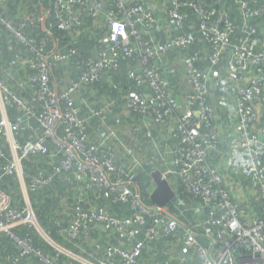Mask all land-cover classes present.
<instances>
[{"label":"built area","instance_id":"1","mask_svg":"<svg viewBox=\"0 0 264 264\" xmlns=\"http://www.w3.org/2000/svg\"><path fill=\"white\" fill-rule=\"evenodd\" d=\"M7 1L0 0V7ZM107 1L110 2L109 7L103 0H54L45 12L22 13L16 23L0 14V21L5 28L32 52L29 67L33 72L27 79L20 80L18 85L22 88L25 85L31 87L36 102L43 105L42 111L36 113L0 81L1 107L15 101L25 108V119L13 123L4 119L0 123V139H6L11 150L7 155L4 144H0V182L5 175L17 176L23 181V160L30 154L47 152L45 142L50 138L62 151V158L52 166L50 174L41 171L30 178L27 186L22 182L23 187L31 192L36 191L52 184L56 175L75 166L79 176L85 179V188L107 187L115 193L114 201L130 202L133 210L129 216L119 217L105 207L91 211L80 208L73 214L69 225L60 228L61 236L69 241H78L91 229L98 227L117 235L124 242L123 246L107 242L102 258L94 264H136L142 249L150 240L161 234L175 233L179 228L182 229L181 241L197 251L201 264H264V167L260 162V132L256 128L254 116L255 102H264V39L259 51H256V39H252L249 46L243 45L228 67V79L237 81L234 75L238 68L249 67V63L243 61L244 57L252 56L253 63L257 64L256 72L248 75L237 86L234 131L244 151L242 176L255 181L259 189L232 190L225 175L227 165L216 164L208 156L218 149L220 143L219 135L211 125L215 108L209 103L208 83L215 73L213 66L218 63L232 31V23L226 13L200 0H167L164 6L169 28L167 36L161 38L156 33L161 30L160 24L164 17L163 20L158 18L153 8L159 0H147V3L145 0ZM242 9L248 17L246 2H242ZM80 12L87 18L102 17L107 43L98 50L97 56L83 57L77 49L63 47L64 37L53 31L54 28L65 32L74 28L85 29L87 25ZM49 13L53 14L54 23L45 25L44 20ZM188 18L195 21V28L193 22V25L186 22ZM28 25L41 28L39 38L25 32ZM248 29L250 34L255 32L251 25H248ZM198 31L205 33L212 47L209 65L199 67L200 51L184 60L185 79L190 92L185 97L183 110L178 112V106L170 98L168 81L159 73L155 61L169 51L188 49L194 42L193 34ZM121 56L137 60L127 75L143 88L136 96H126V112L138 114L144 124L151 121L165 125L171 120L175 121L179 143L174 147L167 143L154 144L156 149L162 150L160 159L164 170L160 171L170 185L171 176L179 177L184 192L198 199L196 215L201 217L207 212L206 219L186 224L166 206L145 204L139 192L131 189L132 183L128 178L141 166L137 154L126 151L130 163L124 170V166L117 163L110 142L116 137L114 131L99 141L89 139L88 120L80 114L75 96L82 88L91 87L102 79L109 70L116 69ZM76 59H80L82 64L78 77L65 89L59 92L53 90L50 83L54 69L60 63L71 62L74 65ZM108 107L109 104L93 112L99 115ZM33 117L43 127V134L36 141L19 143L13 135L25 121ZM59 127L63 129L62 137L57 135ZM261 131L264 133V127ZM123 172L125 177L111 179L112 174ZM252 199L263 202L261 214L257 217H251L247 211ZM209 224L218 228L215 236L208 231ZM18 225H36L34 207L28 198H24L21 207H14L11 195L0 186V232L9 234L20 248L19 256L14 257L10 264H19L21 257L30 254L39 255L45 264H54L51 259L41 255L29 239L20 238L14 233V227ZM201 236L209 240L208 246L201 244Z\"/></svg>","mask_w":264,"mask_h":264},{"label":"crops","instance_id":"2","mask_svg":"<svg viewBox=\"0 0 264 264\" xmlns=\"http://www.w3.org/2000/svg\"><path fill=\"white\" fill-rule=\"evenodd\" d=\"M106 2L107 7L110 6V2L107 0H103ZM157 5H153L154 11L158 18L160 17L164 21L160 24L161 31L157 32L156 35L158 37L164 38L166 37L167 29L169 28V20L165 14V6L167 4V0H159ZM202 1V0H200ZM54 0H49L43 2V0H8L5 4L0 7V14L5 17L6 19L11 20L13 23L17 22V18L22 13H26L28 11H35L45 12L46 9H49L53 5ZM147 3V0H145ZM203 2V1H202ZM42 7V8H41ZM41 8V9H40ZM81 16H83V12H80ZM52 19H51V18ZM86 28L85 29H72L69 33V36L72 39L79 38L83 31H90L91 37L93 34L98 30H104V25L102 24V17L99 19H92L83 16ZM54 20L53 14L49 13L44 20L45 25H49L50 21ZM25 32L29 35L39 36L41 35V28L34 27L28 25L25 29ZM107 36V32L105 33ZM105 36V37H106ZM0 39H3V47L2 52L0 53V81L9 87L19 99H21L22 103L29 107V109L36 111L35 109H41L43 105L41 103L35 102V98L33 95V90L28 85H25V88H22L18 85L20 80L27 79L31 73L33 72L32 69L29 67V61L32 58V52L30 49L22 44L21 42L17 41L16 38L10 33L4 26V24L0 21ZM103 40H99L100 45H96L93 50H91L90 56L94 57L98 55V50L100 47L103 46ZM2 45V44H1ZM8 53H6V51ZM183 51V50H181ZM5 52V53H4ZM84 53V52H82ZM6 59H12V63H8ZM186 57L182 58V61ZM175 58H168L166 69L168 72L165 73L164 77L168 81V87L170 89V98L172 102L178 106L177 111H182L184 108L185 97L190 92V87L188 86L186 79H185V66L184 70V77L182 82L176 83L175 79H173V75L171 72V67L175 64ZM159 61H157L158 63ZM201 62H199L200 64ZM61 69V73L59 74V70L54 69L51 77L50 86L53 90L59 92L67 85L71 83L74 79H76L80 73V69L82 64L80 59H76L73 61V64L70 62L69 64L64 63ZM159 64V63H158ZM203 67V66H202ZM127 71V70H126ZM68 76V77H66ZM133 81V80H132ZM134 82V81H133ZM135 83V82H134ZM114 86V82L108 76H103L101 81H99L98 85H94L91 87L82 88L75 96V100L81 109V115L88 120V135L91 141H99L104 137H107L111 131H114L116 137L111 139V145L116 153V160L118 163H121L125 166L129 165V159L127 152H135L137 154V158L141 161V166L143 165H154L157 166L155 169L164 170V167L161 165V152L162 150L156 149L154 144L155 143H167V145L174 147L179 143L178 135L175 131V121L171 120L165 125H157L152 123L151 121L144 124L140 117L135 115H130L126 112L124 102L126 96L130 95V92L125 88H117L114 94L110 93V88ZM223 89L224 94H220L217 97L212 98L210 94V102L215 108V118L213 120V127L214 130L219 135L220 143L218 149L216 151H212L211 153V160L216 164H226L227 168L225 169L226 178L230 182V187L232 190H239L243 189L247 191L249 188H253L254 190H258V184L254 182V184L249 179H245L241 173V166L244 158V151L240 145V138H238L237 133L234 131V125L236 122V109H235V96L232 98L233 101V110H234V120L228 124L226 121H223L221 116L222 112L228 108L225 107L223 104H227V102L231 99H228V89L227 83H225ZM211 89V88H210ZM226 90V91H225ZM23 94V96H22ZM21 95V96H20ZM117 96H122V107L124 108L125 112L130 115L128 119L120 120L121 117L119 113L114 111V104L118 103ZM222 97H224V102L222 101ZM214 98H217V102ZM257 100V99H256ZM231 101V100H230ZM109 104L107 110L99 115L94 114V110L104 107L105 105ZM25 108L19 104L18 102L12 101L8 104H5L4 107H1L0 103V123L7 119V121L13 123L17 122L18 120L25 119ZM255 119H256V128L258 132H262V128L264 127V102L259 103L258 101L255 102ZM40 113V112H39ZM34 118V117H33ZM32 118V119H33ZM117 118V121L114 119ZM36 119V118H34ZM37 120V119H36ZM26 123L20 127V129L15 133L14 139L16 141H28L32 139H37L40 137V133L37 128L34 127L33 123L31 122V118ZM37 122H39L37 120ZM118 125L121 127L118 131L114 129V127ZM22 128L26 129V132H22ZM122 132L127 135H122ZM230 133V137L226 136L223 137V134ZM259 133V134H260ZM262 134V139L259 138L258 146L263 151L264 149V133ZM27 137V138H25ZM225 138V140H224ZM35 139V140H36ZM51 144H53L54 148H56L55 143L51 139ZM4 146L6 154L9 155L11 153L10 146L6 139H4ZM19 142V143H20ZM47 143V142H46ZM133 144V145H132ZM134 146V147H133ZM134 148V149H133ZM54 150H52L53 152ZM127 151V152H126ZM51 155V159L47 160L43 164L37 165L35 162L31 169L28 165H23L22 162V170H23V181H21L17 176H10L12 177L13 183L8 190H6L12 197V205L14 207H20L23 202L24 198H28L34 207V212L40 209V204L45 202L42 199L45 198L47 201L51 202L50 208L53 213L55 214L51 217L52 224L54 225L55 235H57V242L52 240L48 234L44 231V229L38 223V214L36 217V225L34 227L38 231V233L55 249L60 251V257L55 259V261L59 264H74L77 261L80 264H94L97 262L99 258H101V252L107 242H109V235L108 233L101 229V228H93L91 229L86 235L82 236L78 241H69L61 236L59 230L60 228L67 227L69 223L72 221L73 214L77 209L85 208V204H77L74 199L78 197V191L81 192L82 183L84 182V178H81L77 172L70 175L62 177V174L56 175L52 184L48 187L49 189L39 192V193H31V191L27 190L26 187H23L22 182L25 183V186L30 181V178L39 172L43 171L44 174H50L52 171V166L61 159V156H54ZM154 169V170H155ZM153 170V171H154ZM234 175V176H233ZM240 176V180L243 181L244 184H240L241 181H237L235 183V176ZM61 176V178H60ZM112 176V175H111ZM238 176V177H239ZM117 177V176H115ZM172 178V188L175 192L174 199L178 201L181 197L183 190L179 187L180 186V179L177 175L171 176ZM62 179V180H61ZM2 181V180H1ZM4 181V180H3ZM0 183V186L4 185V182ZM131 189L135 192H139V188L136 183L131 180ZM62 182V184H61ZM58 183L63 185H72L70 191H65L62 189L61 186H58ZM153 181L151 180L148 189L150 190ZM254 185V186H253ZM154 189V188H153ZM152 189V190H153ZM150 190V194L152 192ZM242 191V190H239ZM71 192V193H70ZM59 197L54 198V197ZM150 197V195H149ZM150 199V198H149ZM188 201L185 204V208L181 209L178 208L177 211L170 210L171 213L176 215L180 218L181 222L186 224L190 222H186L188 220V216L186 215L185 211L187 208L196 215L195 207L198 205V201L195 200ZM253 200V201H252ZM251 206L247 208L248 214L251 217H257L261 214V206L263 202L261 200L252 199ZM114 201V200H113ZM112 201V202H113ZM170 201V202H171ZM195 201V202H194ZM119 202V201H114ZM152 206H156L155 204H151ZM43 209V208H42ZM50 210V211H51ZM44 215V213L42 214ZM197 217V215H196ZM200 217V216H198ZM197 217V218H198ZM212 236H215V233H211ZM47 237V238H46ZM200 238H204L207 240V244L203 246H208L209 240L206 239L204 236ZM199 238V241H200ZM8 242V241H7ZM7 244V243H6ZM13 250V248H10ZM11 250H6L7 253L2 254L0 256V264H10V260L7 259V255L12 254ZM26 255L25 257L20 259L19 264H40L39 261L32 256ZM59 256V255H58ZM199 258L200 256L197 255ZM201 259V258H200ZM8 260V261H7ZM74 261V262H73Z\"/></svg>","mask_w":264,"mask_h":264},{"label":"trees","instance_id":"3","mask_svg":"<svg viewBox=\"0 0 264 264\" xmlns=\"http://www.w3.org/2000/svg\"><path fill=\"white\" fill-rule=\"evenodd\" d=\"M46 1H49V0H43V2H46ZM202 1L208 5H212L213 8H215L219 12L223 11L224 13H226L227 18L232 23V31L229 33V36H228V44L224 48V50L221 51V53L219 55L218 63L213 66L214 71H216V69H218L219 67L220 68L223 67L224 70L226 71V73L228 74V67H229L230 60L233 58V56L235 55L237 50L241 49L243 45L249 46L251 43L250 41L252 39H256L257 40L256 51H259V49H260L259 45L264 39V16H263L264 15V0H202ZM242 2L247 3V8H248V12H249L248 17L244 15V12H243L244 10L242 9ZM50 22H52V20ZM186 22L191 23V24L193 22V24H194V25L192 24L193 28L196 27L195 21H192L191 19L188 18L186 20ZM245 22H247V26L245 25ZM52 23H54V21ZM248 25H251L255 28L254 33H252V34L249 33ZM221 27H222V25H220V28ZM75 29L76 28H74V30ZM53 31L55 34L62 35V37H64V46L63 47L75 48L82 54L81 56H83V57H90L91 50L96 45L97 46L100 45L99 39H100V41L103 40L102 41L103 46L107 43V36L104 35V30L96 31L93 34V37H91L90 31H83L82 35L77 39H72L69 36L68 32L57 30L55 28L53 29ZM193 35H195L194 36V42L188 49L183 50V51H181L180 49H175V50L169 51V52L165 53L160 60H157V61H159L158 62L159 64L157 63V61H155L156 65L158 67V71L162 76H164L165 73L168 72L166 69L167 59L173 58L174 56H177L180 53L183 54L186 58H189V57H191V55L194 52L200 51L199 62H201V63L200 64L198 63L199 67H202V66L207 67L209 65V58L208 57L212 52V47H211L210 43L207 42V40L205 38V33L203 31H198L196 34H193ZM35 38L37 39L38 36H35ZM2 47H3V39H0V53L2 52V50H1ZM5 51H6V49H5ZM82 52H84V53H82ZM6 53H8V51H6ZM6 61H8V63L13 62L12 59H6ZM243 61L249 63L248 69H242L239 67L238 70L236 71L235 75H234V77H235V79H237V81L230 79V83H228V87H229L228 89H230V90L233 89L234 92H236L237 86L239 83L244 82V80L246 79V77L248 75H251V74L256 72L255 69L257 68V64L253 63V57L252 56L248 55V56L244 57ZM0 63H1V61H0ZM136 64H137L136 59L121 56L120 60H119L118 67L116 69H111L104 74V76H108L114 82V86L110 88L111 94H114L116 92L115 90L117 88H125L130 92V95H133V96H136L138 93H140L143 90L142 87L137 86L132 81V79H130L127 75V71L129 69H133ZM63 65L65 66L64 63H60L57 65V67H56L57 69H55V70L60 69L59 74L63 70V69H61ZM99 81H101V79ZM99 81L96 82L94 85H98ZM211 82L212 81L210 80V82L208 83L210 94H211V89H210L211 88ZM94 85H92V86H94ZM223 89H225V88H223ZM223 93H225V92H222L221 94H223ZM22 96H23V94H22ZM209 103L212 105V103L210 102V97H209ZM76 105L78 106L77 102H76ZM35 110H36L35 111L36 113H39L42 111L40 108L35 109ZM80 114H81V109H80ZM135 116L139 117L138 114H135ZM31 122L33 123L35 128H37V126H38V130L40 133L39 136H41L43 134V127L41 126V124L39 122H37V120L34 118L33 119L31 118ZM211 125H213V123ZM22 132L23 133L26 132V129L22 128ZM87 132H88V129H87ZM62 134H63V129L61 127H59L57 129V135L59 137H62ZM25 138H27V137H25ZM35 139H32V140L30 139L28 141H36L37 139L36 140ZM50 140H51L50 138H47V140H46L47 143L45 142V145L47 147V152H45V153L37 152V153H33V154L28 155L27 158H25L23 160V165H25V166L28 165L31 169H33L32 166L34 165L35 162L37 163V165L43 164L44 162H46L47 160L52 158L51 155L61 156V158H62V151L57 147L54 148V146H53V144H51ZM28 141L26 140L23 142H20V141L19 142L24 144ZM0 144H5L3 138L0 139ZM52 150H54V151L52 152ZM212 153L210 152L208 154L210 159H211ZM54 156H53V158H54ZM210 161H212V160H210ZM260 162H261L262 166L264 167V149H263L261 156H260ZM118 164H121V163H118ZM121 165H123V164H121ZM123 166H124V170H126L125 165H123ZM1 167H2V165L0 163V174L2 172ZM155 167H157V166H154L151 164L138 166L136 168L135 172L132 173L128 177L129 179L133 180L136 183V185L139 188V194H140L143 202L147 205L152 204L151 200L149 199V195H150L149 191L150 190L148 189V186L152 180L150 174L155 169ZM74 172H77L75 166H73L71 170L61 172L60 174H62V177H64L63 175L66 174L65 176H68V175H70V173L73 174ZM115 176L125 177L126 175L124 174V172L119 173V174H112L111 179L115 180L116 179ZM60 178H61V176H60ZM1 180L2 181L4 180L3 181L4 185L3 186L1 185V188L4 191L8 190V187H10L11 184L13 183L12 177H10L9 175L3 176ZM248 181L252 182L253 184L255 182L252 179H249ZM61 184H62V182H61ZM61 184L58 183V186H61L62 189H64L65 191H70V188L72 187V185H63L62 186ZM48 186L49 185L38 188L36 191H33L31 193L34 194V193L43 192V191L49 189L50 186L49 187ZM84 186H85V184L83 182L81 192L78 191V194H77L78 197L74 199V201L77 204H85V208H82V209L91 211V210H95V209L100 208V207H105L108 210H110L111 212L115 213L119 217H127L133 213V210L131 209V206H130V202H120V201L114 202L113 201L116 195L111 189H109L107 187H101V188L95 187L92 189L91 188L87 189ZM179 187L183 190V192H182L181 197L178 199V201L174 199L173 201L168 202L166 204V206L174 212L177 211V209H176L177 205H178V208L184 209L185 204L188 201L194 199V197L192 195L184 192V186H183V183L181 182V180H180V186ZM54 198L58 199L59 197L57 196ZM42 200L43 201L45 200V202H43L39 205L40 209L38 207L37 213L35 211L36 216L38 214V223L44 229V231L48 234V236L52 240L57 242V237H56L57 235H55V229L56 228L52 224V220H51V217H53L55 214L53 213V211L50 208H48V205L50 206L51 202L46 200L45 194H44V198ZM195 200L198 201L197 198ZM184 211H185L186 215L188 216L187 217L188 220L186 222L195 223V222L199 221L200 219H206L208 217L207 212H205L201 217L197 216L198 217L197 218L195 214H193L192 212H190V210H188V208ZM43 213H44V215H42ZM207 228H208V231L210 233H215L218 229L217 227L210 225V224L207 226ZM106 232L109 235L108 241L110 242V244L123 246L124 242L121 239H119L117 235H115V234L113 235L108 231H106ZM14 233L17 236H19L20 238L29 239L30 244L41 255L46 256L49 259H51L54 262V264H59L55 261V259H58L60 257V254H61L60 251H58L51 244H49L38 233V231L36 230L34 225H32V226L18 225L16 227H14ZM181 234H182V229L179 228V229H177V231L175 233L161 234L158 238L150 240L148 245L142 249L140 256L137 258L136 264H165V259L161 258L159 256V254L157 253V252H159L161 254L163 252V250L165 249V247L170 248V250H172L173 248H176L173 250V253H172V254H174V256H175L176 250H178V249L180 251L184 252L186 255H189L190 257L187 260V261H189L188 264H201V259L197 256L198 255L197 251L195 249L190 248V247L186 246L185 244H183V242L181 241ZM206 241L207 240H205L204 238H200L201 244L206 245L207 244ZM10 248H13V250H11ZM105 249H106V245L101 252V258L103 256ZM6 250L12 251V254L7 255V259L10 260V262L14 257L19 256L20 248H19L18 244L16 243V241L9 234H7L5 232H0V256L2 254L7 253ZM154 252H155L156 258L155 259L153 257L149 258L150 253L152 254ZM29 256L35 257L39 261L40 264H45L39 255L30 254ZM29 256H27V257H29ZM23 257H25V256H23ZM23 257H21V258H23ZM181 262L183 264L184 262H186V259L184 261H181ZM74 264H80V263L75 261ZM169 264H175V263L171 261V263H169Z\"/></svg>","mask_w":264,"mask_h":264},{"label":"rangeland","instance_id":"4","mask_svg":"<svg viewBox=\"0 0 264 264\" xmlns=\"http://www.w3.org/2000/svg\"><path fill=\"white\" fill-rule=\"evenodd\" d=\"M105 33H106V31L104 32V35H105ZM184 57L185 56L183 54H181V53L179 55H177V56H174L175 64L171 67V72H172V75H173V79H175L176 83L182 82L183 77H184V70H183L184 62L182 61V58H184ZM66 77H68V76H66ZM211 81H212L211 82V95H212V98H213V96L214 97L219 96L223 92L222 90L224 88L225 83H227V85H228V83H230V80L227 77V73H226V71L224 70L223 67H221V68L219 67L218 69H216L215 73L212 74V80ZM228 92H229L228 99H230V95H231V99H230L231 101L229 100L227 102V104H223V105H225V107L228 106V108L225 109L224 112H222L223 114H222L221 118H222L223 121H226L228 124H230L231 121L234 120V110H233L232 98L235 96V92L233 91V89L229 90ZM214 99H215L216 102L218 101L217 98H214ZM223 99H224V97H222V101L224 102ZM117 101H118V103L114 104V111L116 113H119V115L121 116L119 119L120 120H124V119H128L129 117H131L130 115H128L129 113L127 114L125 112L124 108L122 107V101H123L122 96H120V97L117 96ZM114 120L117 121V118L114 119ZM119 128L121 129V127L118 126V125H116L114 127V129H116L117 131H118ZM122 135L124 136L126 134L122 132ZM226 136L230 137V133L228 132L227 134H223V137H226ZM126 137H127V135H126ZM224 140H225V138H224ZM238 176H235L233 178V179H235V183H237V181H241L240 180V176L239 177ZM240 184H244L243 181H241ZM154 187H155V184L153 183L151 185L150 190H152ZM239 190L244 191L243 189H239ZM174 249H176V248H173L172 250H170V248L165 247V249L163 250V252L161 254L159 252H157V253L159 254V256L161 258L165 259V264H169V263H171V261L174 262L175 264H182L181 261H184L185 259H186V262H184L183 264H188L189 261H187V260H188V258L190 256L186 255L184 252H182V251H180L178 249L175 252V256H176L175 257L174 254H172ZM152 257L154 259L156 258L155 252L152 253V254L150 253V257L149 258H152Z\"/></svg>","mask_w":264,"mask_h":264},{"label":"water","instance_id":"5","mask_svg":"<svg viewBox=\"0 0 264 264\" xmlns=\"http://www.w3.org/2000/svg\"><path fill=\"white\" fill-rule=\"evenodd\" d=\"M259 138L262 139L261 133L259 134ZM150 176L155 187L149 198L156 206L163 207L175 197V192L169 181L163 177L160 169L152 171Z\"/></svg>","mask_w":264,"mask_h":264}]
</instances>
